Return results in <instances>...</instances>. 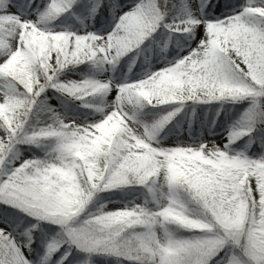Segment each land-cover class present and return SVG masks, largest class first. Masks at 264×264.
I'll return each mask as SVG.
<instances>
[{"label": "snow or ice", "instance_id": "6c2138e0", "mask_svg": "<svg viewBox=\"0 0 264 264\" xmlns=\"http://www.w3.org/2000/svg\"><path fill=\"white\" fill-rule=\"evenodd\" d=\"M0 264H264V0H0Z\"/></svg>", "mask_w": 264, "mask_h": 264}]
</instances>
